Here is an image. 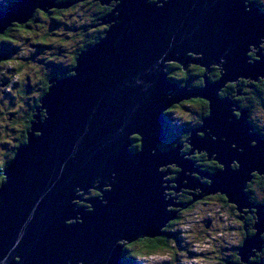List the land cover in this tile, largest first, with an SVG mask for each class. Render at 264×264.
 I'll return each instance as SVG.
<instances>
[{
    "label": "water",
    "instance_id": "obj_1",
    "mask_svg": "<svg viewBox=\"0 0 264 264\" xmlns=\"http://www.w3.org/2000/svg\"><path fill=\"white\" fill-rule=\"evenodd\" d=\"M56 1L18 0L0 13V35L28 23L38 9L72 5ZM97 1L119 2L102 19L108 30L78 54L71 75L49 80L26 143L3 171L0 264H123L124 244L162 236L177 217L168 207L181 205L164 198L166 183L176 191L200 189L191 203L220 193L236 210L255 208L256 234L239 249L247 263L264 233V210L245 191L254 174L264 176V139L248 123L247 111L234 118L233 102L219 92L241 78L264 79L262 49L258 60L250 62L248 55L264 43V14L254 4L245 7V0ZM168 62L183 71L191 64L205 69L203 87L189 90L171 81ZM212 66L220 78L209 83ZM196 98L208 102L209 114L191 131L188 158L180 143L164 151L166 112ZM195 151L223 167L207 177L210 186L190 176L208 175L189 158ZM171 165L178 175L165 182L172 173L161 169ZM91 189L101 197L89 198L88 208L77 205Z\"/></svg>",
    "mask_w": 264,
    "mask_h": 264
},
{
    "label": "rangeland",
    "instance_id": "obj_2",
    "mask_svg": "<svg viewBox=\"0 0 264 264\" xmlns=\"http://www.w3.org/2000/svg\"><path fill=\"white\" fill-rule=\"evenodd\" d=\"M7 1L8 0H0V6L6 4ZM65 1L67 0H57L56 2L62 3ZM71 6L74 7V5ZM71 6L67 9H62L64 10L62 11L63 13H61L59 19L55 22H52L51 19H43V17L35 22L30 31H16L15 33L21 36L20 44L17 45V51L10 52L7 63H0V167L3 165L11 149L17 144L18 139L20 140L21 130L26 127V125L23 124V114L27 113V111H31L28 109V104L33 106V104H35L34 100L40 96L38 89L39 86H41L40 84L43 83V79L46 77L45 74L52 73L56 67L62 64H70L68 61V54L71 52L74 53V51L77 48L79 49L83 44L84 35H82V33L79 34L81 27L73 25L89 23L90 15L85 17L79 5L74 8ZM41 35L47 37L46 42H43L45 44L44 46L41 45L42 41H38ZM61 49L65 51L62 53ZM250 49L252 50L251 52L257 51L253 46L250 47ZM7 50L9 51L8 47L0 42V53H2V55L8 54ZM250 58L252 59L250 62L259 59L256 55ZM15 60H17V63ZM194 65L195 64L189 65V68ZM211 69L213 68L211 67ZM204 71L206 72L205 69ZM211 73L209 72L207 77H210ZM177 74L179 75V73H176V75ZM168 78H171L170 74ZM219 78L216 81H218ZM261 81H264V79H261ZM195 82L197 81L194 80V83ZM211 83H214V81ZM229 84L234 83H227L220 90L219 94ZM185 85L187 84H183L181 87ZM202 87L203 86L200 88ZM25 91H28L29 94L24 95ZM257 97H259L261 103L255 105L251 104L253 109L249 107L251 112L248 110L247 112L252 123L256 125L258 130L264 135V92L259 93V96H256L255 99H257ZM225 99L229 98L225 97ZM38 106L39 105H37V107ZM188 107L191 109L194 108L196 113L199 111L198 106ZM188 107H186V110H181L176 107V109H173V112L170 113L169 118H171L175 129L178 131L184 129L187 124L195 118V115H193L194 112L190 109L187 110ZM34 110L35 109H33V111ZM249 113H251V115ZM34 115H36V112H34ZM202 137H204V134ZM20 143L23 144V142ZM181 145L185 147V142H181ZM132 146H134V142ZM176 146L177 144H174L173 148L175 149ZM181 153L185 155L187 151H184L182 147ZM195 153H197V151H195ZM186 158H188L187 155ZM189 158L192 159L191 156ZM201 165L203 167V164ZM194 167L196 166L194 165ZM161 170H164V168ZM202 171L204 170L202 169ZM190 176L197 177L198 183L200 182L202 185L210 186L211 184V180L197 174H190ZM166 179H168L167 176L164 180ZM162 185L164 188L167 186V184ZM253 185L256 187L257 184ZM99 194V192L91 190L88 197H96L99 196ZM260 194L261 191L259 189L252 190V195L259 200L261 199ZM163 196L167 200L171 199L174 204L179 203L178 200H174L176 197L174 190L171 192L164 190ZM216 200H210L209 205L193 202L191 204L192 208L190 210L185 209L182 213L177 212L181 207L175 208L169 206L168 210L173 214H177V217L169 221L166 226L168 227L167 230L172 234L169 236L168 240L169 247L166 250H159L152 255H142L139 257L138 255H134L141 250L139 246L127 248L126 245L128 244H124L126 257L128 258L127 263L227 264V260L223 258L224 251H227L225 249L228 246L226 243L233 244L238 240L237 234L230 232V230L235 227L237 233V228H242L243 225L241 226L234 218L233 207L230 208L229 206H225L222 202ZM243 212H245V210ZM122 244L123 243H121V245ZM226 253L228 254V252Z\"/></svg>",
    "mask_w": 264,
    "mask_h": 264
},
{
    "label": "flooded vegetation",
    "instance_id": "obj_3",
    "mask_svg": "<svg viewBox=\"0 0 264 264\" xmlns=\"http://www.w3.org/2000/svg\"><path fill=\"white\" fill-rule=\"evenodd\" d=\"M17 1L18 0H8L6 4H2L0 6V13L4 9L14 5V3H16ZM113 4L114 3H112L111 5H113ZM251 4H254L259 9V11L262 14H264V3H262L261 0H245V3H244L245 7H247V5H251ZM79 6H81V9H82L83 13H84V10L89 9V8L92 7L91 11L88 14V15H90L89 23L75 24L73 26H80L81 27V31L79 32V34L82 33V35H84L83 44L86 41H88L89 44L92 43L91 45H93V44L95 45V43H96L95 41L98 40L97 41V43H98L104 37L105 32L107 31V28H109V25L101 24L102 19L106 18V16L110 12H112L115 7L112 8V6H111V8L109 9V8H107V6L102 5L97 0H84V1L80 2ZM54 11H57V10L53 9L48 14H51ZM62 11H64V10H61V13H63ZM94 15H97L95 20H93L94 19ZM83 25L90 26L89 30H87ZM22 26H24V25H18V24L16 25L15 24L12 27V33L14 31V33H13L14 34L13 35L14 39L16 37L17 39H15V41H19V44H20L21 36H19V34L15 33V32L16 31L25 30V28H22ZM5 34L0 36V42L2 44H4V45H10L11 42L6 40V37H5L6 35ZM41 37H44V36H42V35L39 36V40H38L39 42L42 41ZM42 43H43V41H42ZM43 44H41V45H43ZM80 48H81V46L79 47V49ZM16 49H11L9 51V55H10V52H16L17 51ZM79 49L77 48L74 51V53L71 52V53L68 54V56H69L68 61L70 62V64H67V65H63L62 64V65L59 66V67H61L63 69L64 72L68 69V68H66L67 66L74 67L75 64L72 65L73 56H74V54L76 55V53H77V51ZM261 49H262V52L264 54V47H261ZM81 51H83V50H81ZM81 51H79V53ZM251 53H252V56H250V57H254L256 55V52H251ZM78 54H77V56H78ZM9 55H7V56L3 55V56L4 57H9ZM8 59L9 58H7L5 60H8ZM174 64H175V66H178L181 69L180 65H178L177 63H174ZM212 68L213 69H211V71H210V73L211 72L212 73L210 74V77H208V79H207L209 83L214 81L213 77L216 76L215 72L220 74V70H219L218 67H212ZM201 69H203V68L198 66V65H194V66L188 68L187 71H185L187 74H189V79L184 84H187L190 89H198L201 86H203L204 81L201 78L202 77L201 74L203 75V73L205 71H204V69H203V71H201ZM173 71L174 70L172 68V71L168 72V74H170V77H172V79L171 78L170 79L173 80L174 82L179 83V85L182 86L183 82L181 80V76H182L181 73L176 71V73H179V75L177 74L178 75V77H177L176 73H174ZM55 74H57V73L55 71H53V73H50L49 75L47 74V77L48 76H50L51 78L52 77H57ZM68 75H70V74H68ZM68 75H66L65 77H67ZM194 80H196L197 82L194 83ZM199 83H201V85ZM42 84H40L41 86H39V89H38L39 93H40V96H41L42 91L45 89L44 81H43ZM257 87L258 88L264 87V81L259 80L258 82L254 83V82L249 81V80L239 79L236 83L229 84L228 86H226V88L219 94V97L222 98V99H225V97H228L230 100L233 101V105L237 109L233 113V116H234V118H238L239 115H236V113L240 114L242 112V110H244V111L248 110L249 112H251V109L249 107L252 106L251 105L252 104L251 100H254L253 95L256 92H259V91H257ZM262 92H264V89L260 93H262ZM27 94H29V92L25 91L24 95H27ZM40 96L37 97L34 100L35 103L38 102V104H39ZM34 106H35V104H34ZM36 106H35V108H36ZM188 106H196V107L198 106L199 111L196 113L194 108L191 109ZM32 107L33 106H30L28 104V109L31 110ZM176 107L180 108L181 110H184V109L186 110V107H188L187 110L190 109L191 111H193L194 112L193 115H195V118H194L193 121H190V123L187 124V126L183 130H179V131L176 130V132L173 133L171 131V128H165L166 134H167V138H166L165 142L162 144V149L164 151H168V150L173 148L174 144L176 145L178 143L181 144V142H185V147L183 146V150L187 151L186 154L188 155L191 152V146L188 143V140H189L190 135H191V131L196 129L197 127H200L201 124H203V120L209 114V105H208V102L205 99L196 98V99H191L189 101H185V102L181 103L178 106L177 105L174 106L172 109L167 111L166 114H165L166 115V127L169 126L168 124H169V122H171V118H169L170 113H172L173 109H176ZM249 114L251 115V113H249ZM24 117L25 116H23V119H24ZM248 122L254 128V131L258 132L261 135V137L264 139V135L261 133V131L258 130L257 126L254 125L252 123V121L250 120V116L248 117ZM202 135H203L202 133H199L198 136L202 137ZM136 139H138V138L136 137ZM136 139H134V140H136ZM136 144H138V142L134 143V146H136ZM133 149L136 150L137 146L135 148H133ZM191 157H192V159L191 158L190 159L192 161H195V166H196L195 168L198 169L199 173L208 174L209 176H211L212 174L222 170V168H223L217 161H215V159H214L215 157H213L212 159H208V157H207V155L205 153H198V152L197 153H193V154H191ZM201 164H203V167H202ZM230 167H231L232 170L237 169L238 168V164L236 162H233ZM201 168L205 172L202 171ZM166 170H167V168H164V171H166ZM168 171L170 173H172V174L168 175L167 176L168 179H166V180L167 181H171L172 180V182H174L176 176L178 175L179 169L176 166L173 165V166L168 168ZM209 176H207V177H209ZM207 177H206V179H207ZM203 178H205V177H203ZM166 184L169 187L167 189L168 192H171V191L174 190V188H175V184L174 183H172V186H171V183L170 184L166 183ZM253 184H257L256 187ZM184 185H185V183H184ZM253 189L254 190L255 189H259L261 191V194H260V198L261 199L260 200L255 198L252 195V190ZM200 191H201L200 189L199 190H196V189L194 190V189H186L184 187L180 188L179 191H174L175 195H176L174 200H178L179 203H177V204L181 205V208L177 212L178 213H182L185 209L190 210L192 208V205H191L192 203L191 202H192V200H194V197L196 198L197 197L196 195L200 196L202 194V193H200ZM245 191H246V193L249 196L250 203L254 204L255 206L256 205L257 206H261L262 209L264 210V177L260 176L258 174H254L252 181L247 184ZM198 193H200V194H198ZM210 200H216V201L219 200V202H222L225 206H229L230 208L233 207L232 209H233V212H234V218L237 220L238 223H240L241 226L243 225L242 228H237V233L235 231L236 230L235 227H233L230 230V232L237 234L238 240H237L236 243H233V244H229L228 242L226 243V245H228V246L225 248L227 251H224L223 258H225V260H227V264H264V234L261 235V241H262L261 248L260 249L257 248L256 250H252L253 256L250 257V259H249V261L247 263L244 262L242 256H240V250H239L241 248L244 240L247 239V238L252 237L255 234V232H256V230L254 229V225H255V222L257 220V215H256V211L257 210L255 208H249V207L248 208H244L245 212H243V209L241 211L236 210V205L230 204L228 202L227 197L225 195H223V194H220V193L214 194L212 196L202 197L200 200L194 201V203L197 202V203H204V204H208L209 205ZM226 252H228V254ZM220 264H226V263H220Z\"/></svg>",
    "mask_w": 264,
    "mask_h": 264
},
{
    "label": "trees",
    "instance_id": "obj_4",
    "mask_svg": "<svg viewBox=\"0 0 264 264\" xmlns=\"http://www.w3.org/2000/svg\"><path fill=\"white\" fill-rule=\"evenodd\" d=\"M69 2H70V4H72V5H74V7L75 6H78V5H80V2H82L81 0H68ZM67 1V2H68ZM15 4V3H14ZM76 4V5H75ZM72 7V6H71ZM107 8H111V7H107ZM91 9H92V7L91 8H89V9H86V10H84V13H83V15H88L89 14V12L91 11ZM2 10V9H1ZM62 10V9H61ZM61 10H57V11H54L53 13H51V14H48L50 11H52V10H50V11H48L47 13L46 12H43V11H41V10H36L35 11V13H34V16H33V18L28 22V23H26V24H24V26H22V28H25V30H26V32L27 31H30L31 29H32V27L34 26V24H35V22L37 21V20H39V19H42L43 17V19H51L52 20V22H55V21H57L58 19H59V17H60V15H61ZM47 14V15H46ZM97 17V15H94V19L93 20H95V18ZM92 21V20H91ZM102 23V22H101ZM15 25V24H14ZM13 25V26H14ZM17 25V24H16ZM18 25H20V24H18ZM12 26V27H13ZM12 27H10V28H8L7 29V31L4 33L6 36V40H8V41H10L11 42V44L10 45H6L7 47H8V49H9V51L11 50V49H16L17 48V45H19V41H15V39H17L16 37H15V39H14V31H13V33H12ZM87 30H89V28H90V26H88V25H86V26H84ZM3 34V35H4ZM1 36V35H0ZM41 40L43 41V42H46V40H47V37L45 36V37H41ZM98 41V40H97ZM97 41H95L96 43H97ZM86 43V44H85ZM84 44H82L81 45V48L77 51V53H76V55L74 54V56H73V62H72V65L73 64H75V61H76V58H77V54L79 53V51H81V50H84V49H86V48H88V47H90V46H93V45H91V44H89V42L88 41H86ZM94 43V42H93ZM95 43V44H96ZM43 44V43H42ZM43 45H45V44H43ZM9 51L7 50V52H8V54H5L4 56H7V55H9ZM65 50H63V49H61V52L63 53ZM3 55H2V53H0V63H5L7 60H5V59H7V58H9V57H4ZM15 62L17 63V60H15ZM7 63V62H6ZM66 68H68L65 72L63 71V69L61 68V67H56V69L54 70L57 74H55L58 78H63V77H65L66 75H68V74H72V72H70L72 69H73V67L72 66H67ZM172 68H173V72L175 73L176 71L177 72H179V73H181V80H182V84H184L186 81H188V79H189V74H187L185 71L183 72V70H181L178 66H175V64H169L168 65V68H167V71L168 72H170V71H172ZM18 69H19V66H18ZM53 73V72H52ZM216 74V76L215 77H213L214 79V82L219 78V76H220V74H218L217 72H215ZM47 74L48 73H46L45 74V78H44V86H45V89L42 91V93H41V96H40V99L48 92V88H49V84H48V80L51 78L50 76H48L47 77ZM201 74V73H200ZM49 75V74H48ZM201 76H203L202 74H201ZM172 78V77H171ZM202 78V77H201ZM204 81V80H203ZM255 83V82H254ZM200 85H201V83H199ZM264 89V87H260V88H258L257 87V91H259V92H256L255 94H254V100H251V103H252V105H255V104H257V103H261V100L259 99V97H257V99H255V97L256 96H259V94L258 93H260L262 90ZM21 94V93H20ZM222 99V98H221ZM36 105H38V102H36L35 103V106ZM35 106H34V104H33V107H32V109H31V111L30 112H28L27 111V113H24V115L23 116H25L24 117V119H23V124L24 125H26V127H25V129H22L21 130V134H20V140L18 139V142H17V144L13 147V149H11V151H10V153L7 155V158L4 160V163H3V165H1V167H0V170H1V174H0V186H1V184L4 182V180H5V177H4V175H3V171L5 170V168L7 167V165L10 163V161L13 159V157H14V155H15V153H16V150H17V148L18 147H20V146H22L23 144H25L26 143V134H27V131L29 130V128H30V123H31V121H32V119H33V116H34V112H35V110L33 111V109H35ZM251 108H252V106H250ZM253 109V108H252ZM173 122L171 121V122H169V126H167L166 127V124H165V128H171V131L174 133V132H176V129H175V126H174V124H172ZM183 130V129H182ZM133 139H136V137H133ZM20 142H23V144L22 143H20ZM134 143H137V141L135 142L134 141ZM137 146V149L136 150H134L133 148H135ZM136 146H132V150L133 151H137L138 150V148H139V144H136ZM164 147V146H163ZM79 206H83V207H86V206H88V204L87 203H79ZM167 228L168 227H165L163 230H162V232H163V235L162 236H160V237H156V238H144V239H140V240H138V241H136V242H133L132 244H130L131 245V247H133V246H139L140 248H141V250L140 251H138V252H136L134 255H138L139 257H141L142 255H152V254H154V253H156V252H158L159 250H166L168 247H169V244H168V240H169V236L170 235H172L168 230H167ZM129 245V244H128ZM128 248V247H127ZM139 253V254H138ZM127 255H126V251H125V249H124V253H123V259H124V261H123V264H128L127 263V257H126Z\"/></svg>",
    "mask_w": 264,
    "mask_h": 264
},
{
    "label": "bare ground",
    "instance_id": "obj_5",
    "mask_svg": "<svg viewBox=\"0 0 264 264\" xmlns=\"http://www.w3.org/2000/svg\"><path fill=\"white\" fill-rule=\"evenodd\" d=\"M112 3H114V4L111 5ZM118 4H119L118 1H116V2H115V1H110V2H109V6H110V7L112 6V8H114V7L116 8V6H118ZM109 6H107V7H109ZM248 6H249V5H247V7H248ZM106 25H109V24H106ZM253 48H254V47H253ZM256 50H257V49H256ZM256 50H255V51H256ZM251 51H252V50H251ZM256 53H257V51H256ZM193 57H194V58H198L199 55H193ZM169 64H174V62H168V63L166 64V65H167V67H166V72H167V73H168L167 68H168V65H169ZM212 67H216V66H212ZM71 71H72V70H71ZM189 90H195V89H189ZM42 113H43V112L41 111V114H42ZM197 128H198V127H197ZM197 128H196V129H197ZM214 162H215V161H214ZM171 166H173V165H171ZM171 166L164 167V168H167L166 171H168V168L171 167ZM163 171H164V170H163ZM207 176H209V175H206V177H207ZM176 177H177V176H176ZM175 179H176V178H175ZM174 181H175V180H174ZM165 182H172V180H171V181H167V180H165ZM168 188H169V187L167 186V187L165 188V190H167ZM109 189H110V187H104L103 190H104V191H107V190H109ZM175 189H176V188H174V191H176ZM91 190H93V189H91ZM91 190H90V192H91ZM90 192H89V194H90ZM80 193H83V192L80 191L79 194H80ZM101 195H102V194L100 193V195H99V196H96V197H101ZM79 196H80V195H79ZM96 197H94V198H96ZM82 198H83V200H82V201H78V202H77V205H79L80 202H82V203H86V201H87L89 198H91V197L86 196V197H82ZM87 204H88V203H87ZM89 206H90V205L88 204V206H86V207H84V208H88ZM81 207H83V206H81ZM243 211H244V209H243ZM242 213H243V212H242Z\"/></svg>",
    "mask_w": 264,
    "mask_h": 264
},
{
    "label": "snow or ice",
    "instance_id": "obj_6",
    "mask_svg": "<svg viewBox=\"0 0 264 264\" xmlns=\"http://www.w3.org/2000/svg\"><path fill=\"white\" fill-rule=\"evenodd\" d=\"M261 2L262 3H264V0H261ZM245 11H247V9H245ZM261 47H264V44H257V54H259V48H261ZM248 55L249 56H252V53L251 52H249L248 53ZM201 71H203V69H201ZM236 115H239V113H236ZM39 133H37V135H38ZM233 147H236L235 145H233ZM253 150H254V147H253ZM219 166V165H218ZM127 247H131V245L129 244V245H126Z\"/></svg>",
    "mask_w": 264,
    "mask_h": 264
}]
</instances>
